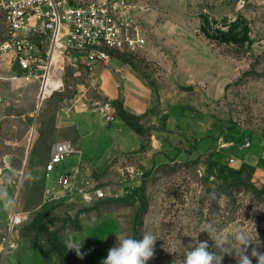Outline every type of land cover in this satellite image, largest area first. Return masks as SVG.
Wrapping results in <instances>:
<instances>
[{
    "label": "rangeland",
    "instance_id": "rangeland-1",
    "mask_svg": "<svg viewBox=\"0 0 264 264\" xmlns=\"http://www.w3.org/2000/svg\"><path fill=\"white\" fill-rule=\"evenodd\" d=\"M125 1L146 44L123 62L154 91L142 118L144 140L133 150L109 156L120 135L113 133L117 122L104 124L97 108L74 111L67 120L81 128L72 141L82 153L45 178L47 155L62 135L55 132L58 106L91 78L89 71L69 66L65 88L40 106L39 80L2 71L0 264H102L117 235L142 239L146 232L157 239L147 264H181L199 241L222 254V264H238L242 249L259 264L252 252L264 254V190L254 192L264 189V0ZM98 70L117 78L107 66ZM98 85L89 86L91 105ZM107 100L113 103L101 101ZM5 159L11 169H3ZM80 159L93 164L81 179L105 187L108 196L89 202L73 193L45 201L46 185L57 184ZM234 180L243 181V191L215 197L218 185ZM15 209L26 218L10 230ZM53 234L67 247H80V254L68 248L62 257ZM239 235L249 240L246 248ZM219 241L231 253H220Z\"/></svg>",
    "mask_w": 264,
    "mask_h": 264
},
{
    "label": "built area",
    "instance_id": "built-area-1",
    "mask_svg": "<svg viewBox=\"0 0 264 264\" xmlns=\"http://www.w3.org/2000/svg\"><path fill=\"white\" fill-rule=\"evenodd\" d=\"M70 1L0 0V79L4 78L3 69H8L20 73L14 78L39 80L38 106L65 88L69 66L84 68L91 76L94 68L102 64L125 79L123 64L115 61L122 63L123 56L135 55L146 44L131 15L132 5L125 0ZM98 104L106 120L112 121L113 103L107 100ZM80 152L71 139L56 142L45 165L47 178L58 163ZM11 168V162L5 159L3 169ZM73 193L82 194L89 202L108 196L105 187L81 179L80 168L75 167L62 173L57 184L46 186L44 199L51 201ZM17 210L11 215L10 230L26 218Z\"/></svg>",
    "mask_w": 264,
    "mask_h": 264
},
{
    "label": "crops",
    "instance_id": "crops-1",
    "mask_svg": "<svg viewBox=\"0 0 264 264\" xmlns=\"http://www.w3.org/2000/svg\"><path fill=\"white\" fill-rule=\"evenodd\" d=\"M115 64L117 65L123 64V68L126 76L125 79H122L121 75L118 72L114 71L112 68L109 69L112 73L116 74L117 77L116 79L108 76L105 77L100 76V74H98L100 72L98 70L99 65H97L90 76L91 78L85 82H82L81 84H78L77 93L74 94L73 98H68L67 103L63 104V106H58L59 108L56 114L57 124H56L55 132L60 133L62 135L60 139L52 143L51 150L54 144L62 139L68 138L71 140L72 139L79 140L82 134L81 128L78 126L77 123H75V121L72 120L70 121L67 119L74 111H89L93 108L99 109L104 119V124H111L113 122H117L118 124V127L114 129L113 133L119 131L120 137L119 136H118L119 138L117 137L116 142L114 143L109 156L113 157L114 155L120 154L122 152L133 150L135 147V145L134 146L132 145L133 143L141 145V143L144 140V136L131 129L118 116L116 106L114 105V109H113V117H114L113 120L107 121L98 102H102L101 100L106 98L113 100V102L120 101L123 103L124 108L128 112H130L133 115L139 116L141 122H143L142 118L146 115L147 112L150 111L151 107L153 106L152 102H153L154 91H152L150 86H147L145 84L143 77L137 74V71L133 67L130 68L129 66H127L125 62L121 63L120 61H115ZM102 66L106 67L105 65ZM98 84H100V86ZM97 85L100 87V90H98L97 92L99 95V99L95 100L94 105H91L90 102L92 96L88 94L90 90L89 86L95 87ZM131 130H133L134 132L140 135V140H138L135 137V135L132 133ZM75 145L79 148V150L81 151L79 154H81L82 148L79 147L78 144ZM131 145L132 147H130ZM50 153L47 155L48 159L50 157ZM75 167L80 168V174H81L83 173L85 167L93 168V164L90 162L85 163L83 159H80L79 164L74 166L68 172H71ZM97 167H99V164L94 165V168ZM45 178H47L46 171H45ZM95 262L97 263V260H95ZM95 262L93 264H96Z\"/></svg>",
    "mask_w": 264,
    "mask_h": 264
},
{
    "label": "clouds",
    "instance_id": "clouds-1",
    "mask_svg": "<svg viewBox=\"0 0 264 264\" xmlns=\"http://www.w3.org/2000/svg\"><path fill=\"white\" fill-rule=\"evenodd\" d=\"M212 239L210 230H205ZM117 237L115 246L108 250L107 257L102 261V264H147V262L154 258L156 236L150 232L144 233L142 239H135L131 237ZM237 240L243 246L249 244V240L243 236H237ZM224 241L216 243V248L220 253H231V251L224 249ZM69 249H75L79 255L80 247L68 243ZM252 256L258 259L259 264H264V254L256 251L252 252ZM238 264H251L248 256L243 254V249L237 253ZM223 255L209 250L207 242H200L190 250H188L181 264H222ZM176 264V261H173Z\"/></svg>",
    "mask_w": 264,
    "mask_h": 264
},
{
    "label": "trees",
    "instance_id": "trees-1",
    "mask_svg": "<svg viewBox=\"0 0 264 264\" xmlns=\"http://www.w3.org/2000/svg\"><path fill=\"white\" fill-rule=\"evenodd\" d=\"M128 57H130V56H123L122 59L127 61V60H129ZM113 105H115L116 108H117L118 116L131 129H133L134 131H136L137 133H139L141 135H145L146 129H145L144 125L142 124V122L140 121V117L139 116L133 115L130 112H128L124 108L123 103L120 102V101L113 102ZM243 184H244L243 181L234 180V181L229 182L228 184L218 185L215 188V190H214L215 191V197H217V196L220 197L221 194H226V195H228V197L233 198L234 192H241V191L244 190L245 184L244 185ZM263 190L264 189H259L257 187H254V192L256 194H260ZM31 228L39 229L40 226L32 225ZM50 239H51V243L54 246V248H56L58 250V252L61 254L62 257H64L67 254L68 247L61 243V241H60L59 237L57 236V234H53L50 237Z\"/></svg>",
    "mask_w": 264,
    "mask_h": 264
},
{
    "label": "water",
    "instance_id": "water-1",
    "mask_svg": "<svg viewBox=\"0 0 264 264\" xmlns=\"http://www.w3.org/2000/svg\"><path fill=\"white\" fill-rule=\"evenodd\" d=\"M70 3L72 4L73 3V0H71Z\"/></svg>",
    "mask_w": 264,
    "mask_h": 264
}]
</instances>
